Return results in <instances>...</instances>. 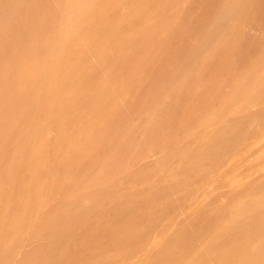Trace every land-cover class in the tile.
Wrapping results in <instances>:
<instances>
[{
	"label": "rangeland",
	"instance_id": "obj_1",
	"mask_svg": "<svg viewBox=\"0 0 264 264\" xmlns=\"http://www.w3.org/2000/svg\"><path fill=\"white\" fill-rule=\"evenodd\" d=\"M0 264H264V0H0Z\"/></svg>",
	"mask_w": 264,
	"mask_h": 264
}]
</instances>
